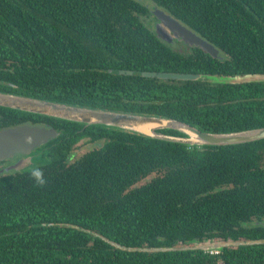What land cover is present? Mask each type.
Returning a JSON list of instances; mask_svg holds the SVG:
<instances>
[{
	"label": "trees",
	"instance_id": "trees-1",
	"mask_svg": "<svg viewBox=\"0 0 264 264\" xmlns=\"http://www.w3.org/2000/svg\"><path fill=\"white\" fill-rule=\"evenodd\" d=\"M150 1L221 59L196 45L170 51L141 23L148 9L135 0H0V92L203 132L264 127V83L142 75L264 74V0ZM23 123L56 135L41 145L43 186L32 170L0 176V264H264V243L183 248L264 239V139L188 145L0 106V129ZM83 139L101 145L73 159ZM153 247L181 249H125Z\"/></svg>",
	"mask_w": 264,
	"mask_h": 264
},
{
	"label": "water",
	"instance_id": "water-1",
	"mask_svg": "<svg viewBox=\"0 0 264 264\" xmlns=\"http://www.w3.org/2000/svg\"><path fill=\"white\" fill-rule=\"evenodd\" d=\"M154 14L162 19L165 23L170 22V25L176 33L188 44L196 45L211 53L213 56L218 54L210 43L203 40L201 37L193 33L185 26L179 24L176 20L168 15H165L156 7H153ZM120 74H132V71L120 70ZM145 77L159 78L163 80L176 79V80H194L202 79L211 84H235V83H248V82H261L264 83V74H246L255 75L247 80L239 82L223 83L217 82L211 79L215 75L201 76L198 74L190 73H169V72H142ZM238 76V75H237ZM244 76V75H243ZM0 106L25 111L29 113H35L39 115L65 119L68 121H75L84 123L86 125H105L119 129H124L139 133L145 136L169 141L177 142L188 145H209V146H222L242 144L248 142H254L264 139V127L246 129L233 132H203L195 127H192L184 122L160 118V117H148L137 114L115 112L110 110L91 109L86 107H78L73 105H66L62 103H56L52 101L40 100L36 98L20 96L9 93L0 92ZM93 118V119H92ZM164 121L165 123L153 127L149 132H143L138 129L129 127L127 124L137 121ZM159 129H171L182 133L184 136H174L158 132ZM192 134L194 137H192ZM56 132L52 128L44 126H30L20 125L16 127H10L0 130V160L11 158L15 154H26L31 152L35 147L44 144L49 139L55 137ZM105 241L110 244L120 247L118 244L111 242L108 239ZM264 243V239L255 240H238V241H218V242H206L199 244L195 247H183L184 249H203V250H216L225 246H239ZM123 248L124 247H120ZM129 251H169L173 249L181 248H167V247H153V248H125Z\"/></svg>",
	"mask_w": 264,
	"mask_h": 264
},
{
	"label": "flooded vegetation",
	"instance_id": "flooded-vegetation-1",
	"mask_svg": "<svg viewBox=\"0 0 264 264\" xmlns=\"http://www.w3.org/2000/svg\"><path fill=\"white\" fill-rule=\"evenodd\" d=\"M135 1L140 3L141 5H143L144 7H146L148 9L147 12L146 11H139L137 15L139 16L141 23L153 33V35L159 40V42L162 45L166 46L167 48L170 49V51H173L176 54H180V53L181 54H187L190 51H192L193 45H190L187 42H185L178 35V33H176V31L170 26V25H172L170 22L165 23L164 21H162L161 18H159L157 15H155L154 11H153V7H156L161 12H163L165 15L170 16L171 18H173L174 20L179 22V24L185 26L184 24H182L175 17L171 16L165 10L155 6L150 0H135ZM193 33H195V32H193ZM196 35H198V34H196ZM199 37H201V36H199ZM202 39L205 40L204 38H202ZM205 41L208 42L207 40H205ZM208 43H210V42H208ZM211 45L215 49H217V51H218V54L216 56H213L211 53L205 51L202 48L201 49L204 52L208 53L211 57L221 59V54H222L221 50L216 48L213 44H211ZM169 73H173V72H169ZM179 74H181V73H179ZM20 125L36 126V125H32V124L23 123V124L15 125L13 127L20 126ZM37 126H44V127L50 128L48 125H37ZM7 128H10V127H7ZM2 129H5V128H2ZM2 129H0V130H2ZM41 145L43 146V144H41ZM41 145H39V146L35 147L33 150H31V152H32L35 149H37L36 154L33 157L34 158L35 157L42 158V162L40 164H34V162L32 165L29 164L30 160L27 157L31 152L26 153V154H15L11 158H6L3 160H0V176L10 175V174L14 175V174L21 173V172H28V171H31V170L36 169L38 167H42L43 165H46L48 163L47 157L45 155L39 156L40 150L42 149ZM31 156H32V154H31ZM33 157L31 158V160H33Z\"/></svg>",
	"mask_w": 264,
	"mask_h": 264
},
{
	"label": "rangeland",
	"instance_id": "rangeland-1",
	"mask_svg": "<svg viewBox=\"0 0 264 264\" xmlns=\"http://www.w3.org/2000/svg\"><path fill=\"white\" fill-rule=\"evenodd\" d=\"M264 76V75H263ZM251 77H255V75H244V76H215V77H211L212 80L217 81V82H223V83H232V82H239L242 80H247L250 79ZM101 144L100 142H91L88 141L87 139H83L81 141H79L77 144H75L73 146V159H76L78 156H80L81 154L87 152L90 149L93 148H97L99 147ZM36 150L32 151L27 158H29L30 160V165L33 164H40L42 162V158H38V157H33L36 154ZM32 154V156H31ZM33 157V160H31V158ZM148 179L143 180L142 183H144L145 181H147Z\"/></svg>",
	"mask_w": 264,
	"mask_h": 264
},
{
	"label": "bare ground",
	"instance_id": "bare-ground-1",
	"mask_svg": "<svg viewBox=\"0 0 264 264\" xmlns=\"http://www.w3.org/2000/svg\"><path fill=\"white\" fill-rule=\"evenodd\" d=\"M93 119V118H92ZM165 123L164 121H137V122H131V123H128L127 125L129 127H132L134 129H138V130H141L143 132H149V130L153 127H156L158 125H161ZM192 137H194V135L192 134ZM194 139H196L194 137Z\"/></svg>",
	"mask_w": 264,
	"mask_h": 264
},
{
	"label": "clouds",
	"instance_id": "clouds-1",
	"mask_svg": "<svg viewBox=\"0 0 264 264\" xmlns=\"http://www.w3.org/2000/svg\"><path fill=\"white\" fill-rule=\"evenodd\" d=\"M31 176L35 179L36 183L40 186H43L46 183V180L44 179V174L39 168L33 169L31 172Z\"/></svg>",
	"mask_w": 264,
	"mask_h": 264
},
{
	"label": "built area",
	"instance_id": "built-area-1",
	"mask_svg": "<svg viewBox=\"0 0 264 264\" xmlns=\"http://www.w3.org/2000/svg\"><path fill=\"white\" fill-rule=\"evenodd\" d=\"M210 253H217L218 250H209Z\"/></svg>",
	"mask_w": 264,
	"mask_h": 264
}]
</instances>
